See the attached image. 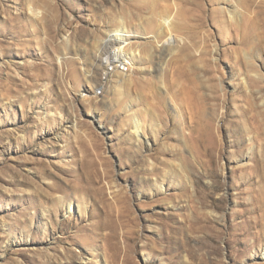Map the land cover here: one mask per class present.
<instances>
[{"label": "rangeland", "instance_id": "1", "mask_svg": "<svg viewBox=\"0 0 264 264\" xmlns=\"http://www.w3.org/2000/svg\"><path fill=\"white\" fill-rule=\"evenodd\" d=\"M263 191L264 0H0V264H264Z\"/></svg>", "mask_w": 264, "mask_h": 264}, {"label": "bare ground", "instance_id": "2", "mask_svg": "<svg viewBox=\"0 0 264 264\" xmlns=\"http://www.w3.org/2000/svg\"><path fill=\"white\" fill-rule=\"evenodd\" d=\"M108 40H109L108 44L110 43L111 45H116V46L118 45V47H117L118 50L115 49L116 51H113V52L111 51L112 54L107 56V59H108V63H110L109 64L110 67H111V65L114 66V67H111V68L115 69L113 74L116 75L119 79H121V78L125 77V73L123 72L124 69H121V65L123 64L122 61L128 57L130 59V64H132L131 61L135 60L136 53L135 52L130 53L127 51L126 47L124 46L126 44L125 42H127V37L122 36V34H119L118 32L115 34V36L113 38H109ZM106 47H107V42L105 43V48ZM105 48H103V49L104 50L108 49V47L106 49ZM117 61L118 62L120 61L121 63L119 65H118V63H114ZM109 68H107V69H109ZM137 122H138L137 133H138V135H141V133H140L141 123L139 121H137ZM262 194H264V191L262 192ZM261 202L262 203L260 205L256 206L254 209V211L256 213H258V211L261 210V213H258L254 217V226L256 228V231L254 232L255 240L253 242L250 240V243H251L250 246H252V247H257L259 245V243L264 240V235H263L264 231L261 229L262 226L264 228V195H263V197H261ZM257 228H260V229L257 230ZM259 239H260V241H259ZM231 241H229V242H231ZM233 242H240V241L238 239H236V240L234 239ZM233 247H235V245ZM238 253H239V250H238ZM241 253H242V251H241ZM232 255H233V253H232ZM236 256H239V254L235 255L234 257H236Z\"/></svg>", "mask_w": 264, "mask_h": 264}, {"label": "built area", "instance_id": "3", "mask_svg": "<svg viewBox=\"0 0 264 264\" xmlns=\"http://www.w3.org/2000/svg\"><path fill=\"white\" fill-rule=\"evenodd\" d=\"M107 63H108V61H107ZM114 63H118V65L121 63L120 61L118 62H114ZM123 64L121 65V69H124L125 71L127 70V68H129L128 66H127V63H125V62H122ZM124 65H125V67H124Z\"/></svg>", "mask_w": 264, "mask_h": 264}]
</instances>
